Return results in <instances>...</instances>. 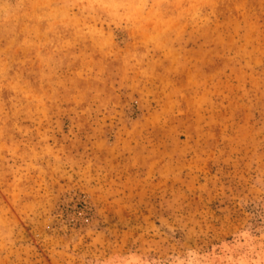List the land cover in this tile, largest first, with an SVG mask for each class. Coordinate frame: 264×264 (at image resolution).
<instances>
[{
    "label": "rangeland",
    "instance_id": "obj_1",
    "mask_svg": "<svg viewBox=\"0 0 264 264\" xmlns=\"http://www.w3.org/2000/svg\"><path fill=\"white\" fill-rule=\"evenodd\" d=\"M0 264H264V0H0Z\"/></svg>",
    "mask_w": 264,
    "mask_h": 264
}]
</instances>
